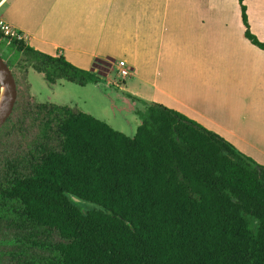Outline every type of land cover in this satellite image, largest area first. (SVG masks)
<instances>
[{"label":"trees","instance_id":"trees-1","mask_svg":"<svg viewBox=\"0 0 264 264\" xmlns=\"http://www.w3.org/2000/svg\"><path fill=\"white\" fill-rule=\"evenodd\" d=\"M17 32L0 29V45L50 83L113 87ZM121 95L137 105L134 135L70 105L18 109L17 97L0 130L38 131L0 155V247L17 262L47 250L43 264H264V164L178 110Z\"/></svg>","mask_w":264,"mask_h":264},{"label":"crops","instance_id":"crops-1","mask_svg":"<svg viewBox=\"0 0 264 264\" xmlns=\"http://www.w3.org/2000/svg\"><path fill=\"white\" fill-rule=\"evenodd\" d=\"M244 3L264 42V0ZM0 20L33 47L61 50L119 92L178 110L264 164V49L245 37L239 0H0ZM114 65L129 85L107 77Z\"/></svg>","mask_w":264,"mask_h":264},{"label":"rangeland","instance_id":"rangeland-1","mask_svg":"<svg viewBox=\"0 0 264 264\" xmlns=\"http://www.w3.org/2000/svg\"><path fill=\"white\" fill-rule=\"evenodd\" d=\"M0 53L6 60H12L14 63L12 68L18 85V109L31 108L34 107L35 103L43 102L70 105L106 121L125 134H135L141 122L138 113L135 112L136 106L133 104L134 107L129 109L126 105L127 100L126 102L123 100L125 98H122L121 92H119L120 88L114 87L116 86L114 83H112L113 87L111 88H107L105 84L88 83L81 85L64 79L50 83L42 72L30 66L27 67L25 57L17 54L9 46L0 45ZM20 63H25L26 67H20ZM107 77L122 86L129 85L132 79L131 76L122 78L115 65ZM9 129L10 127L7 126L0 130V155L7 149H11V145H15L19 139L23 137L31 139L38 131L36 126L30 124L23 133L19 130L8 132ZM10 250L4 246L0 247V264H29L24 263L25 261L31 264L33 262L43 264L47 252V250L45 252L40 249L29 250V253L22 257L23 260L17 262L12 258Z\"/></svg>","mask_w":264,"mask_h":264},{"label":"water","instance_id":"water-1","mask_svg":"<svg viewBox=\"0 0 264 264\" xmlns=\"http://www.w3.org/2000/svg\"><path fill=\"white\" fill-rule=\"evenodd\" d=\"M18 97V86L15 75L0 54V127L13 113ZM73 199L78 202L76 198Z\"/></svg>","mask_w":264,"mask_h":264},{"label":"built area","instance_id":"built-area-1","mask_svg":"<svg viewBox=\"0 0 264 264\" xmlns=\"http://www.w3.org/2000/svg\"><path fill=\"white\" fill-rule=\"evenodd\" d=\"M0 29L3 30L5 33H10L12 35H18V32L16 29H14L12 26H10L9 24H7L1 20H0ZM20 37H22V36L19 35V38ZM118 65L120 67V74L122 76H126L129 74L128 68L124 66L123 61H119Z\"/></svg>","mask_w":264,"mask_h":264},{"label":"flooded vegetation","instance_id":"flooded-vegetation-1","mask_svg":"<svg viewBox=\"0 0 264 264\" xmlns=\"http://www.w3.org/2000/svg\"><path fill=\"white\" fill-rule=\"evenodd\" d=\"M126 103L125 104L128 105L129 109L134 107L133 104H135V106L137 107L136 103L130 99H128Z\"/></svg>","mask_w":264,"mask_h":264}]
</instances>
